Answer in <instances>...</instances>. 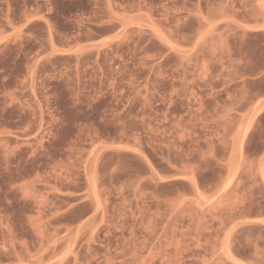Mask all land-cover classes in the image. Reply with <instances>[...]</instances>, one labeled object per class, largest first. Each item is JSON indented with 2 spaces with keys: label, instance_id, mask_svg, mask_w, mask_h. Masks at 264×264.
I'll return each mask as SVG.
<instances>
[{
  "label": "rangeland",
  "instance_id": "1",
  "mask_svg": "<svg viewBox=\"0 0 264 264\" xmlns=\"http://www.w3.org/2000/svg\"><path fill=\"white\" fill-rule=\"evenodd\" d=\"M0 264H264V0H0Z\"/></svg>",
  "mask_w": 264,
  "mask_h": 264
}]
</instances>
